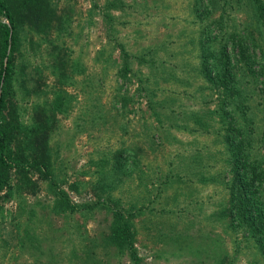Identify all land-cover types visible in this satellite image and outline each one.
Segmentation results:
<instances>
[{"label": "rangeland", "instance_id": "obj_1", "mask_svg": "<svg viewBox=\"0 0 264 264\" xmlns=\"http://www.w3.org/2000/svg\"><path fill=\"white\" fill-rule=\"evenodd\" d=\"M53 4L64 17L52 33L70 66L51 65L59 51L46 35L18 29L12 97L19 138L35 104L53 111L51 171L33 192L15 174L0 190V264H133L107 238L115 211L130 224L138 264H264L250 232L222 210L232 149L224 119H238L264 165V31L249 1ZM232 30L250 61L228 42L230 96L199 71V45ZM24 65L42 73L35 92L18 83Z\"/></svg>", "mask_w": 264, "mask_h": 264}, {"label": "trees", "instance_id": "obj_2", "mask_svg": "<svg viewBox=\"0 0 264 264\" xmlns=\"http://www.w3.org/2000/svg\"><path fill=\"white\" fill-rule=\"evenodd\" d=\"M248 1L253 8V17L264 31L263 0ZM63 17L64 14L53 4V0H0V190L15 174L23 188L33 192L35 179L45 178L50 174L48 137L55 124L54 113L52 110L47 112L41 104H35L32 108V122L26 127L23 137H18L21 123L15 114L12 100L15 78L13 51L18 45V29L27 26L46 35L51 46L58 49L59 53L49 61L63 73L70 66V59L63 47L59 48L60 42H56L58 38L52 33L61 25ZM228 42L231 43V48L236 46L239 58H243L245 62L250 61L249 54L242 47L246 40L241 33L232 30L222 35L214 46L206 45L205 48L203 41H200L199 71L212 81L213 86L221 87L224 94L232 96L237 88L233 72L235 62L231 60V51L227 49ZM123 54L127 56V53ZM129 69L126 61H123L119 72L124 73ZM41 74L36 66L24 65L18 83L26 89V93L35 92L39 88ZM222 122L225 124L227 147L232 148L229 154V177L226 179L228 204L222 209L223 216L228 218L229 225L235 223V226H243L245 231L250 232L256 249L264 255V165L258 162L259 157L253 156L244 147V129L238 119L229 118ZM246 141L250 143L249 140ZM107 238L117 246L119 252L128 254L133 264H138L133 231L120 211L114 213ZM83 254L79 258L82 261L87 258V262H90L87 252Z\"/></svg>", "mask_w": 264, "mask_h": 264}, {"label": "water", "instance_id": "obj_3", "mask_svg": "<svg viewBox=\"0 0 264 264\" xmlns=\"http://www.w3.org/2000/svg\"><path fill=\"white\" fill-rule=\"evenodd\" d=\"M3 20H5V21H6V19H3ZM4 62H5V58H4Z\"/></svg>", "mask_w": 264, "mask_h": 264}]
</instances>
